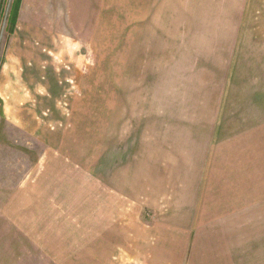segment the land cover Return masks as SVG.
I'll use <instances>...</instances> for the list:
<instances>
[{"label": "rangeland", "instance_id": "374dc122", "mask_svg": "<svg viewBox=\"0 0 264 264\" xmlns=\"http://www.w3.org/2000/svg\"><path fill=\"white\" fill-rule=\"evenodd\" d=\"M16 2L0 0V264H104L102 249L91 248V193H134L122 174L146 156L153 130L162 133L151 113L177 114L186 104L192 114L194 103L217 101L220 76L229 69V78H246L247 58L264 71V0H193L185 40L141 42L148 46L140 57L136 30L151 10L138 0H26L21 21L46 28L47 39L40 37V58L23 57L19 47L40 39L20 31L12 58L21 63L9 68ZM229 31L236 40L226 39ZM233 49L246 67L228 63ZM163 67L170 75L155 73ZM167 94L169 104L151 103ZM79 204L87 216L73 217ZM250 253L257 260L247 264H264V249Z\"/></svg>", "mask_w": 264, "mask_h": 264}, {"label": "crops", "instance_id": "0c3cea01", "mask_svg": "<svg viewBox=\"0 0 264 264\" xmlns=\"http://www.w3.org/2000/svg\"><path fill=\"white\" fill-rule=\"evenodd\" d=\"M192 1L138 0L137 7L151 10V17L146 18V28L144 22L142 28L137 26L134 54L140 57L145 51L142 47L148 46L140 43L149 39L184 41ZM25 2L20 0L8 49L9 68L21 63L12 58L20 31L47 39L46 28L21 21ZM141 16L143 21V13ZM219 18L217 14V24H221ZM225 34L233 41V32ZM42 45L40 39L37 47H19V54L40 58ZM121 53L124 56V49ZM237 53L233 49L229 54V64H235ZM248 61L246 78H229V69L223 79L220 76L221 94L217 101L209 102L214 105L210 111L209 104L200 101L194 103L192 114L186 113V104L177 114L151 113L153 126L163 122L162 133L153 130L146 156L136 160L130 177L122 174L125 185H135L134 193L125 187L122 192L127 195L119 198L91 193V248L97 244L95 253L102 249L104 264H247V258L257 260V254L250 252L264 249V71ZM254 65L256 70L251 69ZM164 70L170 75L164 67L155 73ZM253 71L259 74L255 79ZM216 72L224 70L217 66ZM12 73L18 81L20 72ZM156 98L151 103L169 104L171 100L168 94ZM141 148L139 145L137 152ZM131 203L134 209L127 208ZM83 208V204L75 207L73 217L87 216ZM95 258L102 259L98 254Z\"/></svg>", "mask_w": 264, "mask_h": 264}, {"label": "trees", "instance_id": "16d2710c", "mask_svg": "<svg viewBox=\"0 0 264 264\" xmlns=\"http://www.w3.org/2000/svg\"><path fill=\"white\" fill-rule=\"evenodd\" d=\"M19 5H20V0H17L16 4L13 7V11L11 13V20H10L11 32L13 31L15 24H16V19L18 17Z\"/></svg>", "mask_w": 264, "mask_h": 264}]
</instances>
